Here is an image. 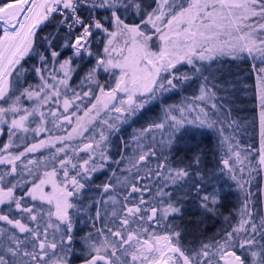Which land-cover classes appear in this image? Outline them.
<instances>
[{
  "label": "snow or ice",
  "instance_id": "6c2138e0",
  "mask_svg": "<svg viewBox=\"0 0 264 264\" xmlns=\"http://www.w3.org/2000/svg\"><path fill=\"white\" fill-rule=\"evenodd\" d=\"M153 4L145 7L143 0L0 4V135L8 137L0 146V264H72L78 222L90 225L79 237L81 264H264V215L257 214L249 188L264 172V0H153ZM130 12L139 22H127ZM49 24L56 31L42 38L47 47L40 52L37 31ZM61 30L62 42L53 47ZM97 37L103 47L93 51ZM64 50L69 55L61 59ZM32 54L38 64L25 68L22 61ZM236 61H248L256 74L258 149L240 146L234 136L239 126L223 103L232 88L224 78V66ZM29 72L39 83L27 82ZM102 74L111 79L101 82ZM74 78L79 82L75 86ZM193 83L197 94L164 106L160 122L153 120L134 131L133 155L126 158L121 153L112 161L110 137L120 133L122 125L134 123L153 102L163 104L168 94ZM192 113L196 115L189 119ZM94 122L102 130L86 136ZM66 125L70 131L56 134ZM186 125L217 132L225 150L219 171L245 194L238 223L229 222L228 229L196 247L182 243L174 218L183 214L189 199L202 215H217L221 195L209 191L212 177L201 153L186 163L181 160L182 166H174L164 155ZM165 128L167 138L155 142L153 136L145 150L141 141L146 135ZM27 133L34 142H25ZM77 138L91 142L74 145ZM41 149L49 150V155L28 159ZM82 152L86 159L80 157ZM252 152L258 155L255 163ZM151 158L158 161L154 167L149 165ZM109 162L125 167L119 175L112 169L104 183L95 185L99 197H86L93 174ZM260 191L264 195V189ZM92 207L95 212L89 215ZM80 214L85 219L77 221Z\"/></svg>",
  "mask_w": 264,
  "mask_h": 264
},
{
  "label": "trees",
  "instance_id": "16d2710c",
  "mask_svg": "<svg viewBox=\"0 0 264 264\" xmlns=\"http://www.w3.org/2000/svg\"><path fill=\"white\" fill-rule=\"evenodd\" d=\"M9 1L14 0H0V4ZM143 4L145 7L150 5L154 6L153 0H143ZM127 22L133 23L139 21L138 18L130 12L127 17ZM55 31V28L50 24L48 26H41V29L37 31V47L40 52H45L47 47L46 42L42 38L48 36L50 33H55ZM1 32L2 31H0V35ZM63 36L64 32L61 30L60 35L53 41V47L58 48L62 42ZM102 47V38L98 37L96 42L92 45L93 51H100ZM67 55H69V50H64L61 59ZM22 63L25 68H31L33 65L38 64V57L32 54L31 57H26L25 61H22ZM212 67L215 69L218 65L214 64ZM186 70L187 68L182 69V71ZM224 73V78L232 82V88L223 103H225L227 108L230 109V119L235 120L239 126L234 131L235 139L239 141L242 148L248 149L249 146H251L252 149H258L260 145V129L256 74L252 71L251 64L248 61H236L230 65H225ZM26 79L27 82L31 84L39 83L38 78H36L35 74L31 72L26 73ZM110 79L111 76L109 74H102L100 76L101 82ZM72 83L75 86L79 82L74 78ZM195 94H197V84L195 83H193L191 87H187L186 90L185 88H179L176 90V93L168 94L163 104H161L160 101L153 102V104L149 106V110L134 123L130 122L129 124L122 125L120 133L110 137L108 151L109 155L112 157V161L119 160L121 153H123L126 158L133 155L136 145L130 141L134 131L146 127L147 124L153 120L160 122L163 119L162 108L164 106L168 103L173 104L179 100L183 101L185 97L190 98ZM219 95H224V93H219ZM85 103H87V101ZM30 104L31 102L25 101V106H30ZM209 112L211 113L210 107ZM78 114L82 115V112ZM101 118H104L103 114L101 115ZM212 118L216 119L217 117L213 116ZM98 125L99 122H94V126H90V128ZM66 131H70V126L66 125L64 131L58 130L56 134L62 135L65 134ZM228 131L233 132L232 129H229ZM167 135V128L155 131L151 134H147L146 138L142 140L141 143L145 145L146 150L147 145L153 143V136L155 137V142H159L162 139H166ZM175 136L176 138L171 152L165 151L164 155L169 158V161L172 162L174 166H182L179 163L181 160L186 163L188 157L196 153H201L205 167L209 175L212 177L208 183L209 191H219L221 195L219 214L217 215H202V212L197 205L189 199L184 203L183 214L175 216L174 223L177 225V230L181 231L182 243L185 246L195 247L198 246L201 241H206L217 233H221L224 228L228 229L229 225L225 222V217L229 218L228 221H239L240 213L236 215V211L240 205L243 206L244 199L242 202H240V199L242 196L245 198V194L236 187L235 182L229 180L226 175H222L219 171L220 167H222V165L219 164V161L224 158V153L220 146V137L214 129L202 128L196 125H186L181 133H177ZM40 138H43V134ZM7 139L8 137L6 135L4 143ZM81 139L82 138H77L73 142H77ZM125 141L129 142L127 147H125ZM25 142H34L32 133L25 134ZM17 143H20V141H17ZM20 150H22V148ZM45 151H47V149H41L34 154L44 153ZM157 155H160L159 151L157 152ZM80 157L86 159L87 154L82 152L80 153ZM250 159L255 163L258 159L257 153L252 152ZM74 162L76 161L74 160ZM126 162L127 161L125 160V163ZM157 162L158 161L155 158H151L149 165L154 167ZM124 167L125 164L117 165L116 163L109 162L105 169L93 174V179L91 181L93 187L91 190L85 192V196L92 198L99 197V191L95 188V185L104 183L112 174V169H117V175H119V169ZM261 180L262 174L256 175L255 180H253L252 184L249 186L250 191L254 194V207L258 215H263L262 194L260 191L262 186ZM177 194L179 195V193ZM85 203L87 204L89 201L86 199ZM94 212L95 208L92 207L89 209L88 214L91 215L94 214ZM76 219L77 221H81L85 219V216L84 214H80ZM89 230L90 225L79 222L77 223V240L74 243L76 256L72 258V264L81 263L83 245L80 242L79 237L83 236Z\"/></svg>",
  "mask_w": 264,
  "mask_h": 264
},
{
  "label": "rangeland",
  "instance_id": "374dc122",
  "mask_svg": "<svg viewBox=\"0 0 264 264\" xmlns=\"http://www.w3.org/2000/svg\"><path fill=\"white\" fill-rule=\"evenodd\" d=\"M1 35H2V32H1ZM98 38V37H97ZM179 103H181V101L179 100V101H177V102H175V103H173V104H179ZM168 104H170V103H168ZM178 115V114H177ZM196 115V113H192V115H190L189 116V119H191L193 116H195ZM101 119H103V118H101ZM92 130L90 131V132H88L87 134H86V136H89V137H91L93 134H95V133H98L99 131H101L102 130V128H101V125L99 124L98 126H96V127H92L91 128ZM5 139H6V134H4V135H0V146H2L3 145V143H4V141H5ZM96 139H99V137H98V135H96ZM86 142H91L90 140H84L83 138L81 139V140H79V141H77V142H73V144L74 145H80V146H82V143H86ZM223 153H224V155H223V157L225 156V150H223ZM49 155V150H47V151H45L44 153L42 152V153H38V154H31L29 157H28V159H33V158H35V159H40L41 157H45V156H48ZM41 172L43 171V169H41L40 170ZM246 174V173H245ZM262 174V186H261V189H264V172H262L261 173ZM241 196H242V194H241ZM243 197V196H242ZM241 197V199H240V202H242V200L244 199V197L242 198ZM241 208H242V205H240L239 207H238V209H237V211H236V215H238L239 213H240V210H241ZM262 209H263V215H264V195H262ZM225 222H227V225H229V222H230V224L231 225H235V224H237L238 223V221H225ZM99 226V225H98ZM230 226V225H229ZM223 228V227H222ZM229 228V227H228ZM224 230H225V228H224ZM222 233V232H221ZM218 238V237H217ZM209 240V239H208ZM207 241V240H206ZM196 247V246H195ZM81 264V263H80Z\"/></svg>",
  "mask_w": 264,
  "mask_h": 264
},
{
  "label": "water",
  "instance_id": "95a60500",
  "mask_svg": "<svg viewBox=\"0 0 264 264\" xmlns=\"http://www.w3.org/2000/svg\"><path fill=\"white\" fill-rule=\"evenodd\" d=\"M7 3H15V0H14V1H9V2H7Z\"/></svg>",
  "mask_w": 264,
  "mask_h": 264
}]
</instances>
